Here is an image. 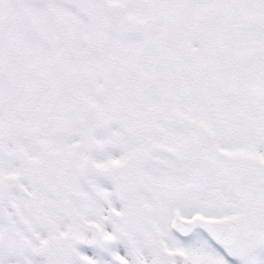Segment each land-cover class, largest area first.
<instances>
[{
  "label": "snow or ice",
  "instance_id": "obj_1",
  "mask_svg": "<svg viewBox=\"0 0 264 264\" xmlns=\"http://www.w3.org/2000/svg\"><path fill=\"white\" fill-rule=\"evenodd\" d=\"M0 264H264V0H0Z\"/></svg>",
  "mask_w": 264,
  "mask_h": 264
}]
</instances>
